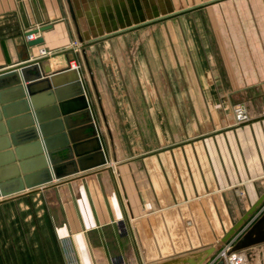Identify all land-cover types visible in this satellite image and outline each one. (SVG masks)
<instances>
[{
    "label": "crops",
    "instance_id": "crops-1",
    "mask_svg": "<svg viewBox=\"0 0 264 264\" xmlns=\"http://www.w3.org/2000/svg\"><path fill=\"white\" fill-rule=\"evenodd\" d=\"M71 1L75 19L67 0H0V71L41 59L53 73L80 59L94 122L74 98L67 118L84 151L96 124L106 163L95 165L103 155L93 152L82 157L84 170L1 196L0 264H151L213 244L264 192V0H212L202 7L206 20L154 35L148 22L136 24V0ZM48 24L36 33L43 43L30 46L28 32ZM42 74L17 78L38 91L54 158L77 161L59 148L64 117H56L55 89L40 91ZM21 94L14 86L3 98L28 131L37 119L22 112L31 102ZM237 103L249 121L235 123ZM31 135L21 134V152L36 170L45 158ZM249 254L264 264V243Z\"/></svg>",
    "mask_w": 264,
    "mask_h": 264
},
{
    "label": "water",
    "instance_id": "water-1",
    "mask_svg": "<svg viewBox=\"0 0 264 264\" xmlns=\"http://www.w3.org/2000/svg\"><path fill=\"white\" fill-rule=\"evenodd\" d=\"M67 2L69 10L73 18L75 19L76 17L72 1L67 0ZM49 27H51L50 24L44 25L29 31L28 34L39 33L45 31ZM43 41V37L39 36L34 40H29L28 44L30 46H33L41 44L43 43ZM41 62V59H37L20 66L7 68L0 71V140H5V143L0 148V156H8V158H6L4 161H0V197L12 195L24 191L27 188L30 189L37 185L47 183L54 177L61 178L66 175L76 173L79 171V168H81V170H84L87 167L82 166V157L93 152H100L103 155V159L95 165L106 163L103 144L101 141V137L98 135V129L95 123H92L95 132L90 141L93 146L89 148V150H80L83 143L81 141L73 140L72 138L73 128H71L67 118V115L71 112L66 109V106L68 104L66 102V99L74 98L75 100L73 99L72 101L80 102L82 106L79 108V110L85 109V111H87V113L89 114V119L87 121L94 122L90 103L85 94V87L81 71L69 67L64 70L50 73V67L44 68ZM41 68L45 71V73H49V75L38 81L39 83H46V85L44 86L45 88L41 89L40 91L50 90L52 89V87L55 89V98L59 102V104H56L57 106H55V109H58V115L56 117H59L61 114L64 117L62 118V121L64 123H61V129L58 131V133L62 134L61 136L64 137L65 143L59 146V148L68 150L71 155L74 154L75 156H77V161L72 160L68 164H62V160H57L54 158V153L52 151L57 148H54V146L50 143L53 139L51 138V135L53 134L52 132L48 131L47 126L49 124H45L44 119L41 116L43 112L39 110L41 109V106H37L35 102L34 95L38 91L33 88L34 84H28L24 86L21 83V80L17 78L18 75H22L24 81L39 79L43 76ZM14 86L19 87V89H21L22 91V94L19 96L20 99L25 98V102H31V106L27 104L28 106H26V109L22 112H30L29 114L34 113L37 119L38 126H35V122L33 121L28 125V131H19V129L21 128L16 127L13 123L16 120L13 118L16 114H9L7 111L6 105H8L7 103H9V101L4 100L3 94H5L7 90L12 89ZM67 86H69V88H74L75 93L70 96H62L61 88ZM3 119H5V121ZM66 128H68V131L65 130ZM39 130L42 133V138H39ZM26 132H30L32 134L31 137H33L28 139V141H37V143H35L41 145L40 151L37 152V155L43 154V157L45 158L44 165L36 170H30L26 165L28 159L27 157H29V155L31 154L23 155L21 152L22 144L26 143L27 140L21 141L22 138H20V136L21 134H26ZM69 136L72 139V145L69 144ZM72 157L73 156H70L68 159H73ZM66 166H73L74 170L65 173L64 168ZM3 170L7 171V173L3 174ZM37 171L40 173H46V176L41 178L40 180H33L32 177L35 176L33 175V173H37ZM263 206L264 192L260 195L256 202L252 204V206L243 214V216L213 244H210L209 246L200 250L191 251L170 258L158 260L151 264H206L208 260L218 252V250L223 248L226 244L232 242L238 231L241 230L245 226V224L250 221L252 216L255 215ZM263 243L264 212H262V214L248 227V229H246L243 234L228 248L227 253L230 254L232 252L246 250ZM215 264H226V262L224 258H221Z\"/></svg>",
    "mask_w": 264,
    "mask_h": 264
},
{
    "label": "rangeland",
    "instance_id": "rangeland-1",
    "mask_svg": "<svg viewBox=\"0 0 264 264\" xmlns=\"http://www.w3.org/2000/svg\"><path fill=\"white\" fill-rule=\"evenodd\" d=\"M212 0H136L135 14L136 24L148 22L152 28V34H158L161 26L167 25L168 33L177 29L179 26L186 30L190 21L206 20V13L202 9L204 5ZM201 8V9H200ZM70 13V12H69ZM74 22V21H73ZM78 28L76 21L75 27ZM81 45L83 53L82 43L78 36L75 37ZM255 220L248 221L245 226L238 231L237 235L232 240L233 243L248 229L250 223ZM249 257V249H246ZM250 259H252L250 257Z\"/></svg>",
    "mask_w": 264,
    "mask_h": 264
},
{
    "label": "built area",
    "instance_id": "built-area-1",
    "mask_svg": "<svg viewBox=\"0 0 264 264\" xmlns=\"http://www.w3.org/2000/svg\"><path fill=\"white\" fill-rule=\"evenodd\" d=\"M38 35L36 33L33 34H27L26 38L27 40H33L36 39ZM81 45L78 41L73 42V53L75 55L81 54ZM40 54L45 55L47 54V50L45 48L40 49ZM71 68L78 69L79 71L83 68V63L80 59H78L76 56L71 61ZM233 114L236 124H242L244 122H247L250 120L251 116L249 113V110L247 109L246 105L244 103H237L233 107ZM233 244V241L226 244L223 248L218 250L215 255L208 260L206 264H215L219 259L224 258L226 264H252L251 259L246 252V250L236 251L232 252L230 254L227 253L228 248Z\"/></svg>",
    "mask_w": 264,
    "mask_h": 264
}]
</instances>
